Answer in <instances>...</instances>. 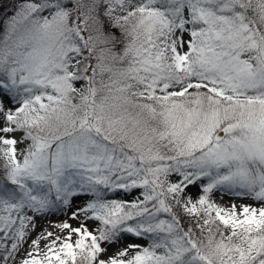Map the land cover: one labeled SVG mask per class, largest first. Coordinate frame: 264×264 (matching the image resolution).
I'll return each instance as SVG.
<instances>
[{
    "label": "snow or ice",
    "instance_id": "snow-or-ice-1",
    "mask_svg": "<svg viewBox=\"0 0 264 264\" xmlns=\"http://www.w3.org/2000/svg\"><path fill=\"white\" fill-rule=\"evenodd\" d=\"M0 169V264L77 199L84 223L19 264H264V0H21L0 33ZM124 238L145 243L105 259Z\"/></svg>",
    "mask_w": 264,
    "mask_h": 264
},
{
    "label": "rangeland",
    "instance_id": "rangeland-1",
    "mask_svg": "<svg viewBox=\"0 0 264 264\" xmlns=\"http://www.w3.org/2000/svg\"><path fill=\"white\" fill-rule=\"evenodd\" d=\"M8 10V8L4 7L1 9L0 5V15L2 13L3 18L0 20V33L3 32V23L4 19L7 17H4V13ZM1 15V17H2ZM19 147H23L21 144ZM0 173H2V169H0ZM173 179H176L173 177ZM197 188H192L190 191H188V195H191L195 197V195L198 193ZM138 190H134L130 194H119L116 196H113V194L109 193L110 198H116V199H124V200H132L138 195ZM212 199L221 205L222 207L228 208L232 204L237 205V209L239 210L241 205L249 204L253 207H260V203L253 201L248 198H238L236 196L230 195V194H221L219 192L214 193ZM85 203L82 199H77L73 202L71 207H55L52 210H50L48 213H45L43 216L35 218L34 225H29V234L26 239V242L22 245L21 251L19 255L17 256V264H19V261L23 258H27V253L29 251H33V245L32 242L34 240H40L39 245V255L36 257L37 259H42L44 257L45 252L47 251L46 245L50 244L53 240H55L57 237H60L61 240H63L64 237L69 235V231L66 229H63L61 225L64 223L70 224L73 228H78L81 226L82 223H84L83 216L81 214L80 219H72L73 213L77 212L79 208ZM87 227L90 231H95L96 224L92 222L87 223ZM51 232L52 236L48 237L47 233ZM45 237L44 239H41V237ZM77 239L76 235H72V242L74 243ZM133 243H145L144 241L136 240L134 238H124L122 239L118 244H115L113 246H107L103 245L108 248L107 253L105 254V259L115 255L118 251L123 250L128 247L129 244ZM59 243H57V247H59ZM132 254L131 252L129 253ZM11 264V262H10Z\"/></svg>",
    "mask_w": 264,
    "mask_h": 264
},
{
    "label": "trees",
    "instance_id": "trees-1",
    "mask_svg": "<svg viewBox=\"0 0 264 264\" xmlns=\"http://www.w3.org/2000/svg\"><path fill=\"white\" fill-rule=\"evenodd\" d=\"M20 2H21V0H0V4H1L2 8H4V7L8 8V10L4 13V17L5 16L10 17L11 15H13V13L15 11V6ZM1 15H2V13H1ZM1 15H0V20H2V18H3V15H2V17H1ZM0 178H2V173H0Z\"/></svg>",
    "mask_w": 264,
    "mask_h": 264
}]
</instances>
